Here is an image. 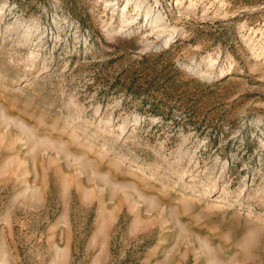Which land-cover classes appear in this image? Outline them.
Instances as JSON below:
<instances>
[{
    "label": "rangeland",
    "instance_id": "1",
    "mask_svg": "<svg viewBox=\"0 0 264 264\" xmlns=\"http://www.w3.org/2000/svg\"><path fill=\"white\" fill-rule=\"evenodd\" d=\"M0 264H264V0H0Z\"/></svg>",
    "mask_w": 264,
    "mask_h": 264
},
{
    "label": "bare ground",
    "instance_id": "2",
    "mask_svg": "<svg viewBox=\"0 0 264 264\" xmlns=\"http://www.w3.org/2000/svg\"><path fill=\"white\" fill-rule=\"evenodd\" d=\"M160 20H162V18H161ZM160 20H159V21H160ZM162 21H163V20H162Z\"/></svg>",
    "mask_w": 264,
    "mask_h": 264
}]
</instances>
